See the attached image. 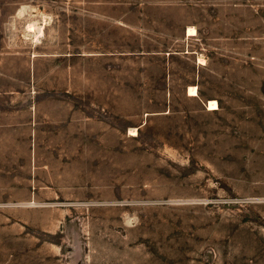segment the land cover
Returning <instances> with one entry per match:
<instances>
[{
  "label": "crops",
  "instance_id": "1",
  "mask_svg": "<svg viewBox=\"0 0 264 264\" xmlns=\"http://www.w3.org/2000/svg\"><path fill=\"white\" fill-rule=\"evenodd\" d=\"M238 7L128 0L124 16L79 10L21 48L0 34V218L30 228L68 218L102 169L116 201L119 154L157 152L145 149L152 142L131 149L139 137H197L183 132L219 111H208L217 100L203 91L250 89L231 77L232 66L249 65L241 44L259 40L234 34Z\"/></svg>",
  "mask_w": 264,
  "mask_h": 264
},
{
  "label": "rangeland",
  "instance_id": "2",
  "mask_svg": "<svg viewBox=\"0 0 264 264\" xmlns=\"http://www.w3.org/2000/svg\"><path fill=\"white\" fill-rule=\"evenodd\" d=\"M229 1L243 21L232 33L259 39L241 44L249 65L232 66V81L250 89L203 91L219 111L183 132L197 137H139L131 149L152 142L145 149L157 152L119 154L116 201L102 169L68 218L37 228L0 218V264H264V88H254L264 84V0ZM127 2L0 0V34L21 48L79 10L118 18Z\"/></svg>",
  "mask_w": 264,
  "mask_h": 264
},
{
  "label": "bare ground",
  "instance_id": "3",
  "mask_svg": "<svg viewBox=\"0 0 264 264\" xmlns=\"http://www.w3.org/2000/svg\"><path fill=\"white\" fill-rule=\"evenodd\" d=\"M29 28H30L29 32H32L33 28H31V27H29ZM189 94L192 95V96H196L197 95V91L195 89H191V90H189ZM207 109H208V111H216V110H218V105H217L216 102H209L208 105H207Z\"/></svg>",
  "mask_w": 264,
  "mask_h": 264
}]
</instances>
